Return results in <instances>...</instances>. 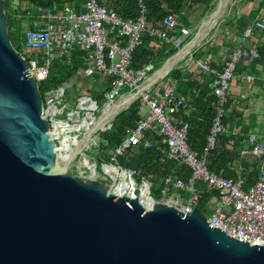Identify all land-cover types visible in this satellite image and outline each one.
<instances>
[{
	"label": "built area",
	"instance_id": "built-area-1",
	"mask_svg": "<svg viewBox=\"0 0 264 264\" xmlns=\"http://www.w3.org/2000/svg\"><path fill=\"white\" fill-rule=\"evenodd\" d=\"M42 1L53 2V5L37 7L33 0L15 3L16 7L21 3L25 5L23 12L17 11V20L22 25L30 24L24 30L23 54H19L28 63L39 89L40 84H46L56 63L73 67L78 61L83 66L81 74L75 76V81L81 80L80 83L73 84L68 80L48 90L43 97L42 117L50 123L49 136L55 143V153L59 151V159L61 154H72L78 143L91 135L81 153L85 168L95 174L94 180L110 179L108 187L118 196L140 199L141 202L147 196L152 199L153 206L166 204L189 215L202 199L200 185H203L216 196L211 215H205L210 225L236 240L250 242L251 246H264V135L255 132L242 135L240 128L229 132L226 121L231 99L229 90L238 63L261 58L258 48L245 44L257 32L264 33V18L257 17L252 23L243 25L241 39L244 46L230 52L219 71L210 60L197 59V46H201V41L195 43L197 33L183 24L176 12L167 11L162 20L150 25L147 0H135L136 15L131 18L122 16L106 0H84L83 10L77 9L72 2ZM146 39L161 50L172 46L179 56L171 69L157 78L159 72L174 60L175 54L159 68L151 60L134 68V54L144 46ZM152 47L148 49L156 50ZM184 50L186 52L182 53ZM183 63L186 67L196 64L197 69L210 79L211 108L215 115L203 152L193 150L189 142L190 123L186 117L196 108L190 98L179 92L178 80L171 78ZM96 76L101 79L95 94H89L84 86L90 80L96 81ZM128 98L127 105L113 113L108 121H103L107 113ZM136 102L140 109L136 126L110 150V159L105 161L101 155L102 135L111 131L119 114ZM225 134L238 140L241 136L246 138L248 147L242 149L241 154L258 159V176L252 184L243 177L232 179L209 169L210 152L219 137ZM139 148L145 151L157 149L162 164L175 161L179 166H188L190 177L185 180L168 176L161 195L154 197L150 178L143 176L137 168L120 163L121 158H128ZM88 151H94L100 159L102 175L91 156L86 154ZM78 155L68 165L71 166Z\"/></svg>",
	"mask_w": 264,
	"mask_h": 264
},
{
	"label": "water",
	"instance_id": "water-1",
	"mask_svg": "<svg viewBox=\"0 0 264 264\" xmlns=\"http://www.w3.org/2000/svg\"><path fill=\"white\" fill-rule=\"evenodd\" d=\"M228 4L207 16L195 43ZM42 110L38 82L11 42L0 0V264H264V246L213 228L198 209H147L74 175L58 161Z\"/></svg>",
	"mask_w": 264,
	"mask_h": 264
},
{
	"label": "trees",
	"instance_id": "trees-1",
	"mask_svg": "<svg viewBox=\"0 0 264 264\" xmlns=\"http://www.w3.org/2000/svg\"><path fill=\"white\" fill-rule=\"evenodd\" d=\"M22 0H4L5 2V12L8 20L9 34L11 42L14 48L21 52L22 45L25 39L24 28L21 22L17 20L16 13L17 7L15 3ZM74 0H56L57 3L72 2ZM250 1V0H246ZM259 7L252 11L251 19H255L260 13V10L264 7V0H260ZM117 5L122 7L119 13H122L124 17L125 12L130 10L136 11L135 0H116ZM219 0H147L148 8V19L150 25H155L158 21L162 20L167 11L176 12L180 15L182 23L190 27L193 24L188 23L186 20L187 16L183 15L188 12H193L197 8L203 9L204 12L213 11ZM127 4V5H126ZM34 6L51 7L53 2H43L42 0H33ZM133 15L132 17H134ZM149 46L156 48L150 39H146L144 46L139 48L133 59V67L140 68L146 64L149 60H153L154 63L158 64L165 62L168 58L173 56L177 50L169 47L158 51V55H151L149 53ZM167 52V53H166ZM210 54V50L205 52L203 56ZM83 69V66L76 61L73 67L63 66L60 63H56L51 69L50 76L46 82L40 86V92L42 96L46 97V92L50 89L57 88L66 81L72 79L78 74L79 71ZM174 79L179 82V92L182 94H189L193 90V86L197 84L195 81L198 77V72L185 75L181 71H175L171 75ZM200 76V75H199ZM205 75L202 74V77ZM100 80V76L97 78ZM46 86V88H45ZM211 93L209 85L205 87V94L198 95L194 92L193 99L196 105L197 111L192 113L187 121L190 123L189 130V142L193 150L203 152L207 146V137L210 133L212 120L214 117V111L211 108ZM91 94H95L94 92ZM230 104H228L229 107ZM139 104L136 102L128 110L123 111L116 118L113 128L108 133L102 135L101 143V155L105 161H109L110 150L116 147L122 140V138L127 134V132L133 129L140 116ZM108 143V146H106ZM240 143L238 139L233 138L231 135H221L218 139L216 147L210 152L209 156V169L213 172L221 174L224 177L233 178L236 177L234 170L231 169L232 162L227 158L229 150L238 149ZM134 156H138V166L143 176L150 178L152 183V194L159 198L160 192L164 187L165 178L169 175H174L175 177H180L187 180L190 176V171L186 166H178L177 163L170 161L166 165H161L159 161V152L156 149L133 153ZM98 157V156H97ZM99 159V158H98ZM100 161V159H99ZM126 160L123 159L124 163ZM101 163V162H100ZM213 198V194L204 192L202 199L197 206L199 212L203 215L210 213L209 204Z\"/></svg>",
	"mask_w": 264,
	"mask_h": 264
},
{
	"label": "crops",
	"instance_id": "crops-1",
	"mask_svg": "<svg viewBox=\"0 0 264 264\" xmlns=\"http://www.w3.org/2000/svg\"><path fill=\"white\" fill-rule=\"evenodd\" d=\"M260 2H261L260 0H250V1L245 0L244 4L239 6V10L231 18V20L227 21L226 23L227 26L224 25L223 27L225 29L224 31L221 30L219 34H216L215 36L214 35L211 36L208 40H206L203 43L202 46L200 47L197 46L199 48L196 54L197 59L210 60L213 66L216 67L219 71H221L224 67V60L227 58L229 53L238 49L239 47L244 46L243 41L241 39L243 25H245L246 23H252L253 21L256 20L257 17L264 18V7L260 10V13L256 16L255 19L254 18L251 19L250 16L252 14V11L255 10L257 7H259ZM72 3H74V5L79 10L84 9V0H74L72 1ZM106 3L116 7L119 12L122 10V7L117 5L118 3L116 2V0H106ZM238 12H240L241 15L237 14ZM193 13L196 12L193 11L183 14L187 16L186 21L190 24L191 22L189 18L191 19ZM120 14L122 15V13ZM124 15L127 18H131L133 15H136V11L130 10L129 12H125ZM193 18L195 17L193 16ZM26 25L28 27L30 24L27 23ZM204 40L205 39H203L202 41ZM245 45L258 48L261 51V58L255 62H251L250 60L245 59L238 63L235 78L231 81V87L229 90V95L231 99L228 103L230 104L229 107L227 105L228 111H227L226 121L229 132H232L236 128L237 129L240 128L242 130V135L243 134L247 135L251 132L264 135V33L257 32L255 37ZM169 47L172 46L165 47L167 48V51ZM159 50H154V51L149 50V53L153 56L158 55ZM209 50H210V54L206 55V57L203 56V54ZM151 61L153 62L152 59ZM163 63L164 62H162V64ZM154 64L156 66L160 65L159 67L162 66L161 63L158 64L154 63ZM82 71L83 69L79 71L78 74L76 75H80L81 74L80 72ZM175 71H181L185 75L198 72V77L195 80L197 84L193 86V90L190 91V93L187 95L181 93L183 96L190 98L196 108L192 95L194 94V92L197 94V96L201 94H205V87L209 85V80H210L209 76H206L205 74V76L202 77L203 73H201L200 70L197 69L196 64H193L191 67H186L185 63H183L180 64ZM98 77L99 76L95 77L96 81L93 80L89 81V83L90 82L92 83V87L88 90L89 94L95 92V89H97L96 88L97 82L100 81L97 79ZM171 78L173 77L171 76ZM71 80L75 81V77H73L69 81ZM209 89L211 91L210 85H209ZM210 94L209 97L212 98ZM196 111L197 108L194 112ZM187 118L189 117H186V120ZM225 135H229V134H225ZM239 143L240 145L238 149L229 150L227 154V158L232 162L230 167L232 170H234L236 174V177H233L232 179L243 177L247 180L249 184H252L257 179L258 176V171H259L258 159L254 157H246L241 154V150L248 147L246 138H243V136H241L239 139ZM135 152H137V154H140L141 152H147V151H145L143 148L136 149L128 155V158H121L120 163L125 164L127 166L135 167L140 171L138 166L139 155L134 156L133 153ZM160 157H161V153L159 152V161H160ZM123 159L126 160L124 163L122 162ZM168 162L170 161H167L165 164H162L160 162V164L166 165L168 164ZM186 167L189 169L188 166ZM189 171L191 175V170L189 169ZM200 189L203 190V193L208 192L207 190H205V187L203 185H200ZM186 196L188 197V195ZM215 198L216 196L213 194V198L211 200V203L209 204V210L213 208L215 204Z\"/></svg>",
	"mask_w": 264,
	"mask_h": 264
},
{
	"label": "rangeland",
	"instance_id": "rangeland-1",
	"mask_svg": "<svg viewBox=\"0 0 264 264\" xmlns=\"http://www.w3.org/2000/svg\"><path fill=\"white\" fill-rule=\"evenodd\" d=\"M245 2V0H232V3L229 5L226 13L224 14V16L218 21L217 25L213 28V30L211 31V33L205 38L204 41H201L200 42V45L202 46L203 43L208 40L211 36H215L216 34H219L220 31H224L225 29L223 28L224 25H226L227 21L231 20V18L236 14V12L239 10V6L240 5H243ZM218 5V4H217ZM18 9L16 11H20V12H23V9L25 8V5L23 3L19 4V6H17ZM217 7V6H216ZM194 12L196 13H193L192 14V21L194 22L193 23V26H192V29L197 33V31L199 30L201 24L203 23V21L207 18V16L209 14H211V12H204L203 9L201 8H197ZM237 14L241 15L240 12H238ZM193 16L195 18H193ZM27 23H23V27H24V30L27 28V26H25ZM30 27V26H29ZM222 28V29H221ZM218 32V33H217ZM195 33V34H196ZM23 54V51L21 50V52ZM165 63V62H164ZM163 63V64H164ZM160 66V65H159ZM159 66H156V68H159ZM81 80H76L77 83H80ZM73 84H75V81L73 80L72 81ZM42 84H40L41 86ZM92 87V83L90 82H87L84 86V88H86V90H89L90 88ZM73 89V88H72ZM100 106H102V104L100 103ZM94 151H88L86 152V154H88L89 156H91L92 158V163H96L97 164V170H98V173L100 175L101 174V163L99 162L98 160V157L96 156L95 153H93ZM83 153V152H82ZM85 153V152H84ZM78 157L76 158L75 161H73L71 163V166L70 168L72 169L74 175L76 176H80L81 178H86V179H90L92 180V174H91V171L88 169V168H85V165H84V158H83V155H81V152L78 153ZM72 161V160H71ZM94 180V179H93ZM105 179H98L99 182L103 183L104 185H107L109 186L111 184V181L110 179H107V181H104ZM155 197V196H154ZM212 211L210 210V213ZM210 213H208L207 215H211Z\"/></svg>",
	"mask_w": 264,
	"mask_h": 264
},
{
	"label": "bare ground",
	"instance_id": "bare-ground-1",
	"mask_svg": "<svg viewBox=\"0 0 264 264\" xmlns=\"http://www.w3.org/2000/svg\"><path fill=\"white\" fill-rule=\"evenodd\" d=\"M229 3V0H223L222 1V3H220L219 4V6H220V9H219V11L221 12L222 10H224L225 8H226V6H227V4ZM228 6H229V4H228ZM228 8V7H227ZM216 17H217V14L216 13H214L210 18H209V20H207L206 21V23H205V26H207V24L209 23V21L210 22H212V24H213V21H215V19H216ZM208 31L209 30H211L212 28H213V26H211V24L209 23L208 24ZM205 28V27H204ZM205 30V29H204ZM206 34H207V31H206ZM206 35H205V33L203 32L202 34H201V36H200V38L199 39H202L203 37H205ZM176 60H174V61H171L163 70H161L160 72H159V74L155 77V78H157L158 76H160V75H162V74H164V73H166L167 72V70L168 69H171V67H172V65L174 64V62H175ZM154 78V79H155ZM129 98L128 99H125V100H122L120 103H119V105L117 106V108L115 109V110H113L112 112H109V113H107L105 116H104V118H103V121L104 122H106V121H108L110 118H111V116L113 115V113H115L119 108H122L123 106H125V105H127L128 104V102H129ZM87 139H88V137H86L82 142H80V143H78V147H77V149H75L74 151H73V153L72 154H70V155H63V154H61L60 155V163L61 164H66V165H68V164H70V162H71V160H73L77 155H78V153L79 152H83V147L87 144ZM63 150H65V149H63ZM94 176H95V174L94 173H92V178L94 179ZM92 179V180H93ZM142 203L144 204V206L147 208V209H151L152 207H153V201H152V199L151 198H149V197H144L143 198V200H142Z\"/></svg>",
	"mask_w": 264,
	"mask_h": 264
}]
</instances>
